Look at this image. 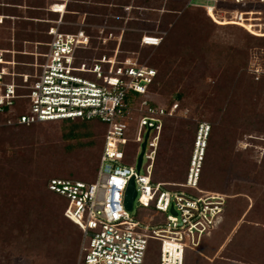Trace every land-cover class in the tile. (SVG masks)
Masks as SVG:
<instances>
[{
  "label": "built area",
  "instance_id": "2783aa9c",
  "mask_svg": "<svg viewBox=\"0 0 264 264\" xmlns=\"http://www.w3.org/2000/svg\"><path fill=\"white\" fill-rule=\"evenodd\" d=\"M218 3L264 4V0H187L185 7L205 8L209 14L215 12ZM50 11L61 17L48 30L51 40L46 43L47 50L39 53L42 61L35 60L32 73L19 74L22 82L14 78V55L10 60L5 57L16 51L0 48V108L12 106L15 99L28 100L30 112L20 115L17 124L96 119L107 125L96 179L85 182L55 178L48 184L50 190L67 199L64 216L82 232L76 264H145L150 241L160 243L159 264H184L187 253L199 251L205 236L216 228L228 198L225 193L199 185L209 129L201 125L182 183H155L163 118L172 117V112L179 109L178 103L170 110L157 108L150 101H142L147 108L140 104L131 106L126 101L127 94H145L156 70L128 56L119 58L122 34L112 56L98 55L102 44L117 39L116 33L103 23L88 22L86 15L81 20L65 21L67 2L54 3ZM244 14L248 12H240L239 18ZM3 22L4 16H0V23ZM62 26L76 30L61 32ZM156 33L166 34L147 32L142 44L159 45L163 37ZM6 77L12 78L6 81ZM17 89L26 92L18 94ZM132 121L137 125L130 133ZM130 143L137 145L138 151L134 160L128 162L126 149ZM132 179L137 196L133 210H129L125 200ZM137 205L147 209L141 218L133 214Z\"/></svg>",
  "mask_w": 264,
  "mask_h": 264
},
{
  "label": "rangeland",
  "instance_id": "374dc122",
  "mask_svg": "<svg viewBox=\"0 0 264 264\" xmlns=\"http://www.w3.org/2000/svg\"><path fill=\"white\" fill-rule=\"evenodd\" d=\"M31 1L32 0H22V2H20L21 4H18V11L21 12L20 16H8V19H4V22L0 23V48H13L14 45L22 43V50L26 49L29 51V54L33 55L30 56V61H37L38 58L40 62L42 61V57L39 56V53L46 49L44 48V43H42L44 42L42 39L44 38L46 26L41 24H53V21L61 17L60 14L57 16L52 15L53 12L50 11V7L54 3L63 1L43 0L44 5L40 8L31 4ZM13 2L12 0H0V5L11 6V4H14ZM65 2L68 3V11L72 9L69 8L70 6L76 4L74 0H67ZM183 3H186L185 0H129L122 6L114 3H95L92 0H88L86 2L87 6H107L109 8L108 14H94L86 10L83 12H66L64 18H66L65 21H77L81 20L86 15L87 18L104 19L103 24L110 26L113 31L120 34L131 33L134 37L139 33L144 35L147 32L168 30V36L172 37L174 41H179L184 37V40L189 39V42L190 39L198 40L200 47L209 51L207 56L208 60H211L214 56L218 57L222 51H227V49L230 48L245 50L247 51L249 63L247 72L255 74L256 79L264 74V41L254 40L247 35L249 32V34L251 33V35L254 36H264V4L218 3L215 12L212 11L208 14L211 20L206 16L204 17L203 12L199 14L195 13L197 17L194 18L198 20V24L195 22V25L203 26L204 29V32L195 33V30L188 27L183 28L181 25L175 26V19L169 17L172 14L168 13L170 10H173V6L178 4L183 6ZM179 8L176 9L179 10ZM38 9L43 12L36 15V17H32L29 11ZM119 9H123L122 15H116L118 13L120 14L121 11ZM181 10L182 9H180V11ZM240 12H248V14H244L243 18L240 19ZM67 15H70L68 19ZM0 16L2 15L0 14ZM110 18L112 20L121 19L120 21H122L123 24L111 23L108 21ZM32 20L35 21L33 25L22 23V21ZM231 20H238L240 23L232 22ZM91 23L96 24L98 22ZM232 23H236L237 25ZM75 30L76 28L74 29L73 26H63L61 28V32H74ZM21 31L35 33V35L38 36V41L32 39L34 37L27 36L24 37L26 40L21 42L15 38V35ZM92 31L97 30L93 29ZM40 35H42V37H39ZM198 42L195 43V46L198 45ZM260 43H262V45ZM96 46L99 47L98 45ZM137 52L138 53H133V56L129 54L128 57L131 58L132 61H138L140 51ZM152 53H155V49L151 50V54ZM85 54L89 55L90 53L86 52ZM12 55L14 54H11V56ZM144 62L147 63L146 60H144ZM33 65L34 64L29 68L30 71L34 69ZM228 65L230 66L231 64L228 63ZM219 66H221V64L217 62H212L206 66L210 69L206 72L207 77L203 85L212 84L214 82L216 72L220 70ZM181 84L169 95V97L155 94V96L152 97L154 100H152L148 98L149 96H146V92L143 94L144 98L142 101H150V103H154V101L170 102L172 99L176 98L177 93L182 92ZM197 84L202 85L201 83ZM241 89H243L242 93L244 96H241L243 99L242 103H246L249 90L246 86H242ZM184 96L185 94H183V97ZM142 101L138 104L143 108H147V105H143ZM179 108L178 111L172 112V120L168 123H171L175 128L183 123L180 126L186 129L184 139L191 141L194 137L197 138L201 125H206V129H209L206 137L208 145L212 131H218L216 127L219 125V120L215 117L214 108L210 106V104L207 105L205 101L199 97L198 100L195 99L194 102L185 106L181 103ZM258 108L260 110L264 108V98L260 101ZM234 121L235 118L229 121L230 128ZM74 124L73 121L42 122L27 129H20L22 136L18 138L17 148H20L22 157L16 162L17 167H14L15 163L10 167H7V165L3 163L2 159H4L8 153L4 154L2 152L3 148L0 147V181L3 182L8 179L6 187L12 188L15 184L16 187H20L16 188L15 191H20L24 195L21 202L22 204L20 205L18 199L21 193L12 192L13 195L11 197V192L7 194L2 191L5 195H2V198L0 194V264L60 263V260H58L59 254L57 257V252L59 248H61V245L64 246V244H66L68 236L65 234L62 236L56 235L52 233V230L54 231L59 227L67 233L68 229L63 225L61 227L55 225L52 229V227L48 226L47 221L49 219L47 217H42L41 214L38 216L34 215L30 210L27 212V207L28 204L32 202L30 198L33 196L37 197V191L40 190H36V185H42V182L47 177L46 174L49 177L54 173L66 174L71 170H79L81 175L86 177V179H79L85 182L94 181L96 173L94 171L90 173V171L94 165L98 164L100 138L86 134L92 127L82 124L76 126ZM243 125L247 124L243 121H238L237 127H243ZM197 126V133L194 135ZM209 127H211V129ZM252 128H254V126H247L243 129L239 128L236 136L235 150L242 154L243 159H248V161L251 162L256 161L259 170L261 168L260 163L264 159V133L257 136L256 131L251 132ZM70 129H75V134L77 135L69 138L63 137ZM228 131V128H226L222 130V133L227 134ZM9 133L10 131L5 132V135ZM162 138L163 141L161 140L160 150L163 152L168 148V151L162 153L159 160L160 162L156 165V169L161 166L162 173H165L164 164H166L167 160L163 161L162 158H179V160L175 163L173 162L172 165L177 174L179 171L182 172L183 161L185 164L186 158L193 154L194 151V148L191 149V142L190 144L180 142L177 138L176 130L172 135L169 134L168 130H163ZM68 144L74 147V151L67 155L65 152H67L66 147ZM92 152L97 156H93L94 154H92ZM30 169L33 171L32 174H29ZM14 173L17 175L15 176ZM255 173L256 170L254 171V174ZM178 175L181 176L183 173H179ZM231 177L233 176H228V180L225 184V193L228 199L241 195L239 196L237 204L239 207H236V210L241 213L240 217L229 215L228 210L225 212L226 208H224V212L216 228L212 230L211 235L205 236L206 240L202 242L204 244L202 248H199V251H191L189 253L186 264H264V180L260 178L262 181L261 183L260 179L256 181L251 176V178L239 179L238 181L237 178L235 180V178L231 179ZM236 181L241 183L239 187H243L244 190H242L240 194L234 195L232 194V190ZM249 184L258 187L259 190L252 193H250L249 190L246 191ZM162 189L165 188L163 187ZM1 190L0 188V192ZM59 197L65 200L64 197ZM9 199H13V201H16L18 204L8 209V206L6 207L5 205L6 201ZM19 205L20 208H23L21 212H17ZM31 207L32 206H30V209H32ZM146 213L147 209L137 205L133 214L137 218H141ZM40 219H43L44 222H41L43 225L47 224L46 230L39 226L41 225L39 222ZM70 222L73 223L72 221ZM19 224H21L20 228ZM43 230L44 232H42ZM43 233L47 236L46 238ZM153 244L155 248L152 250V258L147 264H158L159 261V243L153 242Z\"/></svg>",
  "mask_w": 264,
  "mask_h": 264
},
{
  "label": "trees",
  "instance_id": "16d2710c",
  "mask_svg": "<svg viewBox=\"0 0 264 264\" xmlns=\"http://www.w3.org/2000/svg\"><path fill=\"white\" fill-rule=\"evenodd\" d=\"M14 1V4L7 5V6H1L0 5V14L4 16V19H8V16H20L21 12L18 11V4H21L22 0H12ZM64 3L67 0H60ZM76 1V4L74 6H70L68 12H83L88 10V12H92L94 14H108V7L102 6L98 7L99 5H91L87 6L86 2L88 0H74ZM95 3L103 2L105 4L108 3H114L116 5H125L129 0H92ZM113 1V2H112ZM186 2V0H185ZM11 3V1H10ZM17 4V5H16ZM31 4L34 6L40 8L42 5H44L43 0H32ZM180 7V8H179ZM176 8H179L176 9ZM67 9H68V3H67ZM173 10H170L168 14H172L169 17L172 19H175V26H183V28H190L192 30H195V33H201L204 32L203 26L197 25L198 20L194 17H197L196 14L203 12L204 17L206 16L209 20L210 15H208L205 8L201 7H185V3H183V6L180 4L173 6ZM180 9H182L180 11ZM118 10V9H113ZM120 10V9H119ZM123 10V9H122ZM122 10H120V14L116 15H122ZM32 17H36L39 13L43 12L40 9L38 10H32L29 11ZM53 12V11H51ZM196 13V14H195ZM175 14V15H174ZM180 14V15H177ZM194 14V15H192ZM52 15H59V13L53 12ZM70 17V15H67V19ZM66 20V18H64ZM117 19V18H116ZM86 20L89 22H98V24L103 23L104 19H95V18H87ZM121 19L112 20L111 18L108 19L111 23H119L123 24ZM106 21V20H105ZM35 21H22V23H29V24H35ZM90 22V23H91ZM195 22L197 23L195 25ZM46 26V30L44 31V48L47 49L46 43H48L51 39V36L48 33V30L53 24L45 23L41 24ZM225 25V24H221ZM237 25V24H234ZM18 26V25H17ZM63 27V26H62ZM70 27V26H68ZM76 27H74L75 29ZM174 30V29H173ZM188 30V29H187ZM246 31V30H245ZM107 32V31H106ZM116 33V40L109 41L108 44H102L100 46V49L98 51V55H101L103 53H106L108 56H112L114 54V49L118 45V37L121 35L120 33L113 31ZM162 32V31H161ZM166 32L165 35H162V41L159 43V45H145L142 44V37L143 34H138L136 37H134L131 33H122V40L119 43V48L121 50V53L119 55V58L127 57L129 54L138 53V62L139 64H144L145 66L154 68L156 70V75L153 78L152 82L148 85V91H147V97L149 99L154 100L155 94L165 95L169 97L174 90L181 84V91L180 93L176 94V98L172 99L170 102H164V101H154L153 105L157 108L165 107L166 110H170L174 103H178L179 107L182 105H187L199 98H202L207 105L210 104L214 108L215 117L217 120H219V125H217L216 132L211 133L209 137V143L205 150V156L203 159V165L202 170L200 174V188L206 189V190H212L216 192L225 193V184L228 180V176H233L231 179L236 180L238 179H248L251 178V176L258 181V179L262 178L264 180V159L260 163L261 168L258 170V163L256 161H248V159H243L242 154L240 152H237L235 150V142H236V136L239 131V128H246L247 126H254V128L251 129L252 131L257 132V136H260V134L264 133V108L260 110L258 108V105L260 101L264 98V74L260 75L258 79H256V75L250 72H247V69L249 68L248 63V55L247 51L240 50V49H227V51H222L220 53V57H213L211 60H208L207 56L209 54V51H207L205 48L203 49L200 47L198 40L196 39H181L179 41H174V39L170 36H168V30H164ZM247 32V31H246ZM94 34H97L96 32ZM155 35H160L159 33H156ZM160 35V36H161ZM247 35L250 38H253L257 41H264V36H254L247 33ZM34 37L32 39H36L38 41L35 33L30 32H19L17 35H15V38L23 42L24 37ZM39 37H42L40 35ZM198 42V45L195 46V43ZM262 45V43H260ZM11 50H15L16 53L14 54L16 66L14 69V72H16L15 80L16 82L20 83L22 82V78L19 76L21 73L25 72H31L30 67H32V64H34V60H31L30 56H33L29 54V51L22 50L23 44H17L14 45L13 48H8ZM46 49L42 50L44 52ZM155 49V53L151 54V50ZM137 50V51H136ZM26 52V53H25ZM141 53V54H140ZM133 56V55H132ZM5 57L7 60L11 59V54H5ZM148 58V59H147ZM144 60L147 61L144 62ZM212 62H217L221 64L219 66L218 72H216V76L214 77V82L212 84L203 85L206 80V72L209 70L206 66ZM231 64L230 66L228 65ZM244 69V70H243ZM12 77H6V81H10ZM197 83H201L197 84ZM242 86H246L249 90V96L247 97V102L242 103V97L243 96V89H241ZM25 89H17L18 94L25 93ZM183 94L185 96L183 97ZM244 97V96H243ZM144 98V95L130 91L127 94L126 101L133 106L134 104L140 103ZM14 104L12 106L4 105L0 108V147H2V152L7 154L4 159H2L3 163L7 165V167L12 166L14 163V167H17L16 162H18L22 154L20 153V148L18 149V138L22 136V132L20 129H27L30 128L36 124L40 123H31V124H17L16 121L18 117L22 114H28L30 112V105L28 103V100L26 99H15ZM180 109V108H179ZM239 114V115H238ZM235 116V117H234ZM233 118H235V121L232 122L231 128L229 121H232ZM164 127L163 130H168L169 134H173L176 130L177 138L180 142H184V144H190L191 142V149L194 148V143L196 137L194 139L188 140L184 139V135L186 133V129L182 126H177L176 128L171 125L170 120H172V117H164ZM8 121L14 122L13 124H8ZM60 121H73L75 123L74 125L79 126V124L82 125H88L89 127H92L91 130L88 131L89 135L96 136L97 138H100V151L98 152V164L99 159L102 153L103 149V139L104 135L107 129V125L100 121V120H82V119H68V120H60ZM238 121H243L247 125H243V127H237ZM49 122H56V121H49ZM44 123V122H43ZM46 123V122H45ZM136 121H132L130 123L131 131L130 133L134 132V127L136 126ZM211 129V127H209ZM215 128V127H213ZM228 128L227 134L222 133L223 129ZM19 129V130H15ZM198 126L196 127L194 135L197 133ZM10 131L8 135H5V132ZM75 129H70L68 133H65L63 137L69 138L74 137L77 134H75ZM163 134V132H162ZM223 134V136H222ZM163 138H161L162 140ZM163 141V140H162ZM161 141V143H162ZM7 146V147H6ZM67 152H65L67 155L68 153H72L74 151V147L72 145H69L66 147ZM138 151L137 145L130 143L127 146L126 153H127V161L134 160L136 154ZM168 151V148H166L163 152ZM159 149V154L157 158V163L160 161V157L163 153ZM11 154V155H10ZM94 154V152H92ZM97 156V155H93ZM191 155L186 158L185 164L183 161V169L182 172L183 175L179 176L176 173V170L173 167V162H177L179 158L174 159H165L162 158L163 161H166V164H164L165 173H162V167L159 166L158 169H155L154 172V178L153 181L156 182H174V183H182V181L186 178L188 167L190 165ZM156 163V165H157ZM98 164L94 165L91 168L90 173L93 171L97 174L98 171ZM11 169V168H10ZM241 170V171H240ZM256 170V173L254 174V171ZM239 171V172H238ZM33 171L30 169L29 174H32ZM237 173V174H235ZM16 176L17 174L14 173ZM46 179H44V183L42 182V185H36L37 191V197L30 198L31 203L28 204L27 212L30 210L34 215H42V217H47L48 226L53 227L56 225L58 226H64L66 229H68L67 233L64 232L63 229L57 228L54 231L52 230V233H55L56 235L62 236L63 234L67 235L68 238L66 239V244L64 246H60L57 257L58 260H60L59 264H76L77 263V257H78V251H79V245L81 241L82 232L78 225H75L71 223L68 218H66L64 214V210L68 204L67 199L65 200L60 199L59 196H62L55 191H52L49 189L48 184L51 181V179L55 178H61V179H71V180H81L79 178L86 177L84 175H81L80 171H74L71 170L70 172L63 174V173H54L48 177L46 174ZM96 179V176H95ZM94 179V180H95ZM173 180V181H171ZM8 181V179H7ZM7 181H0V188L2 189L0 194L1 198L4 195L3 192L9 194L11 192L10 196L12 197V192L15 193H21L19 195L18 202L21 205L22 199H23V193L20 191H15L16 188H20L19 186L16 187L14 184L12 188L6 187ZM83 181V180H81ZM261 181V179H260ZM87 182V181H86ZM93 182V181H88ZM258 183V182H257ZM262 183V181H261ZM13 184V183H11ZM239 184L240 182H237L234 184V188L232 190V194L237 195L242 192L243 187L240 188ZM9 186V185H8ZM15 188V189H14ZM5 190V191H4ZM249 190L250 193L256 192L259 190L258 187H254L251 184L248 185L246 191ZM3 191V192H2ZM264 191V190H263ZM226 194V193H225ZM3 195V196H2ZM241 196V195H239ZM239 196L233 197L232 199L227 198V202L225 205V212L228 210L229 215L235 217H240L241 213L240 211L236 210V207H239L238 199ZM63 197V196H62ZM229 201V202H228ZM16 201H13V199H9L6 201V207L8 209L12 208L14 205H16ZM20 205L17 209V212H21L23 208H20ZM30 206H32L30 209ZM42 210V211H41ZM59 216V217H58ZM59 218V219H58ZM40 224L39 226L43 227L46 230L47 224L43 225L41 222H44L43 219L39 220ZM35 223V222H34ZM32 223V224H34ZM19 224V228H20ZM30 226V223H29ZM44 232V230L42 231ZM44 234V233H43ZM21 235V234H20ZM45 235V234H44ZM47 236L45 235V238ZM206 240V237L204 238L203 242ZM153 242L158 241H150L148 253L145 259V264H147L151 258H152V250L154 247ZM159 243V242H158ZM204 243L200 246L202 248ZM159 251H160V243H159ZM151 253V255H150ZM189 253H187L184 264L187 263ZM60 258V259H59ZM159 264V261H158Z\"/></svg>",
  "mask_w": 264,
  "mask_h": 264
},
{
  "label": "water",
  "instance_id": "95a60500",
  "mask_svg": "<svg viewBox=\"0 0 264 264\" xmlns=\"http://www.w3.org/2000/svg\"><path fill=\"white\" fill-rule=\"evenodd\" d=\"M149 131L150 130L147 131V133L145 135V141L142 143V149H141V153L139 154L138 163H137V168L138 169L141 168V164H142V160H143V154H144V151H145V148H146L147 139H148V136H149ZM136 196H137V189H136L135 181H134V179H132L130 181L129 186H128L127 193H126V200H125L126 207L129 210H133L134 201H135Z\"/></svg>",
  "mask_w": 264,
  "mask_h": 264
},
{
  "label": "bare ground",
  "instance_id": "6f19581e",
  "mask_svg": "<svg viewBox=\"0 0 264 264\" xmlns=\"http://www.w3.org/2000/svg\"><path fill=\"white\" fill-rule=\"evenodd\" d=\"M211 12H212V11H211ZM211 12H210V13H211Z\"/></svg>",
  "mask_w": 264,
  "mask_h": 264
},
{
  "label": "crops",
  "instance_id": "0c3cea01",
  "mask_svg": "<svg viewBox=\"0 0 264 264\" xmlns=\"http://www.w3.org/2000/svg\"><path fill=\"white\" fill-rule=\"evenodd\" d=\"M57 13V12H56ZM60 14V13H59Z\"/></svg>",
  "mask_w": 264,
  "mask_h": 264
}]
</instances>
